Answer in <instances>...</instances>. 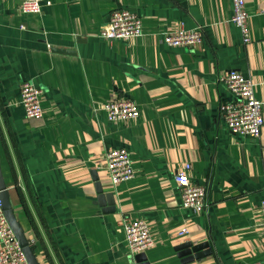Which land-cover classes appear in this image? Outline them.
<instances>
[{
	"label": "crops",
	"instance_id": "obj_1",
	"mask_svg": "<svg viewBox=\"0 0 264 264\" xmlns=\"http://www.w3.org/2000/svg\"><path fill=\"white\" fill-rule=\"evenodd\" d=\"M18 3L0 0V164L39 263L136 264L124 217L148 222V264L264 260V126L258 138L233 134L219 111L233 98L219 79L229 69L251 78L264 99L262 1L246 0L247 43L231 0H42L38 13H22ZM117 7L140 17L141 34L99 35ZM180 24L200 26L201 43H165L164 33ZM22 80L41 90L40 119L25 117ZM114 95L136 102L139 116L110 120L102 104ZM122 147L134 176L112 185L105 153ZM185 161L190 179L208 187L202 212L180 203L173 175ZM183 241H206L211 253L183 262L176 248Z\"/></svg>",
	"mask_w": 264,
	"mask_h": 264
},
{
	"label": "built area",
	"instance_id": "obj_2",
	"mask_svg": "<svg viewBox=\"0 0 264 264\" xmlns=\"http://www.w3.org/2000/svg\"><path fill=\"white\" fill-rule=\"evenodd\" d=\"M258 10L264 13V0ZM42 0H19L18 9L22 13H38L41 10ZM232 21L240 28L242 41H251L252 35L249 27V13L246 10V0H231ZM142 22L133 11L124 7L113 9L108 20L99 29V35L107 40H128L141 34ZM203 33L200 26L184 28L181 24L164 33V41L169 46L194 48L201 43ZM221 83L233 97L219 105V111L227 128L233 133L258 138L264 126V99L256 97L254 93L255 82L236 69L226 70L220 76ZM20 104L25 117L40 119L43 115L41 108V90L30 80L19 83ZM102 107L112 121L127 123L140 114L136 102L124 96H111ZM190 162H182L173 178L180 193V203L183 207L194 212H202L209 204L208 187L193 182L189 177ZM105 171L109 182L116 185L133 178L131 158L126 148H112L105 153ZM260 222L263 228L264 239V187L260 200ZM124 229L126 245L131 254L144 252L153 245V237L148 222L143 218L121 219ZM187 232V227L178 230L180 235ZM0 264H28L25 252L11 228L2 206L0 197ZM249 264H264V260Z\"/></svg>",
	"mask_w": 264,
	"mask_h": 264
},
{
	"label": "water",
	"instance_id": "obj_3",
	"mask_svg": "<svg viewBox=\"0 0 264 264\" xmlns=\"http://www.w3.org/2000/svg\"><path fill=\"white\" fill-rule=\"evenodd\" d=\"M94 179L96 180V189L100 196L104 195L102 183L99 180V177L97 175V172H94ZM0 197L2 200V206L4 209V214L13 229L20 245L22 246L26 259L28 264H40L39 260L37 259L33 248L30 246L28 240L25 237V234L20 226V224L17 222L14 211H13V204L9 198V191L7 189L6 183L4 181L1 164H0ZM107 198H112L113 196L110 192L106 194ZM111 200V199H110ZM208 247V242H200V243H193L192 241H183L180 242L176 248L179 251V255L182 257L183 262H190L194 259H198L200 257H203L209 253H211V248ZM207 248V249H206ZM134 260L136 264H148L146 263L144 252H139L135 254Z\"/></svg>",
	"mask_w": 264,
	"mask_h": 264
}]
</instances>
